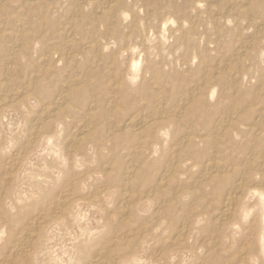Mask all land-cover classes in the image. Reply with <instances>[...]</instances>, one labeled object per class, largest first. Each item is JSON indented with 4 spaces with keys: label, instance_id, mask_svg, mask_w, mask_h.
Segmentation results:
<instances>
[{
    "label": "bare ground",
    "instance_id": "6f19581e",
    "mask_svg": "<svg viewBox=\"0 0 264 264\" xmlns=\"http://www.w3.org/2000/svg\"><path fill=\"white\" fill-rule=\"evenodd\" d=\"M6 1L7 0H0V7L3 6ZM78 1L76 2L78 3ZM134 1L137 2L138 0ZM180 1L178 3H180ZM208 1L209 0H196V7H203V5L207 4ZM51 2L53 3L54 1ZM157 2L158 1H156V4ZM175 2H172L173 5L178 4ZM185 2L188 1L185 0ZM243 2L245 4L247 3V0ZM23 3L26 5L29 4L33 7V5L37 3V0H23ZM140 3L142 2L140 1ZM58 4L60 3H54L51 8L56 9L59 6ZM116 4H120L119 0H95L92 5L93 10L100 14L101 17L105 18V20H111V23L114 24L111 29H108V31L105 32H99V30L95 32L97 29L94 30L95 33H92L93 35L89 39L90 41L85 42L86 50L96 52L99 54L100 59L103 58V53L105 54L106 50L109 51L111 47L114 49L116 42L112 45L113 41L111 38L113 37L112 35L115 31L119 33L116 28L118 23L122 22L125 26V23L128 22V20H131L129 19V16L131 15L130 12L121 11L116 7ZM249 4L253 5L254 3L249 2ZM261 4H259V6ZM124 5H126V3ZM142 5V7H144V4ZM60 6L63 5L61 4ZM81 6L82 5H80V7ZM158 6H156V8ZM235 6L236 4L234 7ZM38 7L36 9H38ZM86 7L88 8V6ZM236 7L240 11L244 10V6L242 4ZM159 8L161 9V7ZM219 9L218 12L220 11ZM254 9L256 8L254 7ZM257 9L260 10L262 8ZM49 10L50 8L48 7L46 11L49 12ZM157 10L158 12L161 11L159 9ZM201 10L204 9L201 8ZM55 11L57 12L58 10ZM173 11V13L177 12L176 10ZM67 12L69 13V10ZM90 12H92V9ZM204 12L208 11L206 10ZM252 12L254 13L255 11ZM5 13H7V11ZM147 13L149 15L153 14L148 11ZM229 13V15H232L231 11ZM30 14L31 11L29 15ZM54 14L49 15L52 17L55 16ZM248 14H250V12ZM40 15V17H42L44 13H40ZM192 15L195 16L197 14ZM241 15L242 14L239 16ZM19 16L20 15L18 14V17ZM27 16L28 15L25 17ZM82 16V19H85V15ZM201 16H204L205 20V13ZM25 17H22V19ZM28 17L31 19V16ZM36 17H38L37 14ZM75 17L76 16L73 18ZM185 17L186 16L182 18L185 19ZM13 18L14 17H12V20H14ZM95 18L97 17L95 16L92 19L94 20ZM188 18L190 17H187V19ZM20 19L18 20L20 21ZM82 19L80 21H82ZM144 19H146V17ZM206 19L208 18L206 17ZM5 20L6 19H4V21ZM15 20L11 22H15ZM53 20L55 21V18ZM224 20L226 19L224 18ZM229 20H231V18ZM152 21L155 23L157 20ZM170 21L171 18H168L166 21L163 20L162 22L164 23L156 36L153 35L154 37H148L147 42L152 44L154 47L152 48L153 52H150L148 48V50L145 51L147 54H143V56L147 55L145 56L146 62L144 60V64L143 62L141 63L142 59L140 54L142 52L138 53L134 46H132L131 43L129 44V42L132 41V39L130 40L129 34L124 33L121 36V44H126V47H117L116 50H112L110 55L107 56L110 61L107 63L108 65L106 67L108 69L106 70L110 69L109 72L112 74L113 81L109 82H112L115 91L113 96L109 95L111 97L110 99L106 96L103 97L109 99V101L107 102V106L104 104L106 107H103V104H101V117L99 118H86L84 116V119H70L75 117V113H79V107L83 105L89 104L91 106L89 107L87 113L85 112L86 110L84 111L88 114V116L94 115V109L98 108L97 105H94L96 100L93 97L94 94H92V88H90L91 86L88 85L89 83L87 84L85 82V87H78L75 86L76 84L73 85V80L70 81L71 83H66L65 81L66 84L62 81L63 84L61 89L52 90L51 88L53 86L51 83L54 81L53 78H55L53 77L54 74L58 76L59 72L65 71L64 68H68L69 70L72 69L71 67L74 68L72 61H76L75 58L77 55H74V52H72L73 49L71 47H73L72 45L75 41L73 42L70 31H67L66 34L68 33L67 36L70 37L68 40L70 41L69 46L72 49L71 52H66L64 50L65 47H63L62 50L54 47L53 49H48L38 53L36 50L40 47V44L45 42L43 41L44 39L41 37L29 39L26 35L28 33L25 32V34L21 26H19L21 29H14L7 32L11 38V43H7V41L4 42V39L1 37L4 36L6 32H3V34L0 35V264H264V141H261L262 144H257V142L247 143V141L243 139L247 134L248 136L249 134H256L260 136L264 134V108L256 111V118L252 117L256 119L254 122V125H256L255 127L254 125L249 127L245 123L240 110H235V107L229 113H219L220 115L215 120L214 118L218 114H213L215 115L214 118H210H213L214 121L211 123L209 122L210 128L203 129V131L199 133H197L200 131L198 128L199 126H189L191 127L187 128L189 130L186 129L187 125H184V127L182 126L183 129L182 127L179 128V126L183 125L182 121L185 120H182V118L186 115L184 112H180V114L176 112L170 114L171 112H169L157 115V109H154V106L150 103V98H148L151 93H144L148 95L147 100L150 102H147L143 110L140 108L141 110L139 112L129 113L130 109H128V107V115L123 113L119 114L118 112V116H113L118 107L125 104L128 105L130 96L143 94L142 90L144 91L143 88L146 87V83H148L150 78L158 79L157 76L162 72V67H160L159 63L164 61V59L169 58L164 50L167 46V37L165 32L170 26ZM89 22L90 21H88L86 25H88ZM185 23L188 25V22ZM220 23H222V21H220ZM6 24L5 27L8 26ZM226 24L228 23L226 22ZM236 24L237 23H234V25ZM15 25L17 26V23ZM36 25L37 22L34 23V26ZM71 25L77 27L79 26V23H76L74 20ZM103 26L105 27V25ZM171 26L173 27V25ZM208 26L206 28H209ZM228 26H230V24H228ZM82 27L83 29H86L83 25ZM218 27V31H221V29L226 30ZM237 27L239 26H236V28ZM35 28L37 29V27H34V31L32 30L31 32L28 30L26 31L34 33L36 30ZM125 28L127 27L125 26ZM65 29L63 28V30ZM121 29L123 30V28ZM196 29L200 31L199 28ZM44 31L45 30H43V32ZM238 31H240V29ZM258 31H256L257 34ZM36 32L40 33V31L37 30ZM84 32L90 33L86 30H84ZM206 32L208 31L206 30ZM246 32L247 35H249L248 33L250 31ZM77 34L78 33H76V35ZM32 35L33 34L29 36L32 37ZM34 35H36V33H34ZM54 35L53 38L55 39L56 37H54ZM220 35L221 34H219V36ZM179 36L182 37V35ZM58 37L60 38V36ZM207 37H209L208 34ZM225 37L226 35L223 36V38ZM262 37L259 41L262 40ZM204 38L206 40L205 36ZM211 39L213 40L214 38ZM248 39L250 41V38ZM133 40L135 41V39ZM185 40L187 41L189 39L186 38ZM203 40H201V42ZM223 40L225 41L227 39ZM139 42L140 40L137 41V43ZM190 42L188 44L189 46ZM218 42L221 41L219 40ZM225 42L227 43L228 41ZM64 43L62 45H64ZM249 43L247 42V44ZM254 44L257 45L256 43ZM204 45L202 44L200 47ZM207 45H209V43ZM259 45L261 44H258L257 47ZM69 46L66 48H69ZM168 47L170 49V46ZM182 47L181 49H183ZM211 47H208V49ZM250 47H252V45ZM190 48L188 49V51H190L188 52V55H190L192 50L195 49L194 46L193 49L191 48L192 50H190ZM229 49L232 48L229 47ZM30 50L37 52L36 54L38 55H35L37 56V59L41 61L36 66L32 65L33 62L31 63V58L34 59V56H30ZM215 50H213V52ZM239 50L241 49L239 48ZM248 50L247 52H249ZM78 53L79 55L81 54L80 50ZM78 53L76 52L75 54ZM181 53L182 52H179V54ZM249 53L251 54L252 51ZM176 54L177 53H175V55ZM216 54L218 53L216 52ZM216 54L214 57L218 56H216ZM205 55L207 54L205 53ZM190 57L192 58V56ZM241 57L243 56L241 55ZM256 57L258 58L261 56ZM252 58L256 61L255 57ZM83 60L85 61V59ZM213 60H211V63ZM197 61L198 60H196V62ZM219 61L221 62L222 60L219 59ZM237 61L240 60H236V62ZM167 62H169V60H167ZM174 62L175 61H173V63ZM216 62L217 61H215V63ZM91 63L93 64L94 62ZM173 63L169 62L168 64L173 65ZM179 63L180 62L177 64L179 65ZM98 64L100 65V63ZM166 64L167 63H165V65ZM99 65L97 67H99ZM165 65L164 67L166 68ZM184 65L186 64L184 63ZM220 65L223 64L221 63ZM250 65L246 64V66ZM182 66L183 65H181V67ZM187 66L188 65H186V67ZM181 67L176 69L173 68V70L181 69ZM102 69L100 68L99 72H103ZM197 69L194 68L193 71L197 72ZM229 69H231L230 66ZM181 70L179 71L181 72ZM183 70L185 71L186 68ZM258 70L261 73L262 70ZM179 71H175L176 74ZM186 72L185 76H187ZM189 72L188 74H190ZM17 73H19V77H21L20 80L13 78ZM170 73L173 74V72ZM208 74H211V72ZM234 74L237 78L235 72ZM240 74L242 75V73ZM262 74L264 75V70L262 71ZM162 75L166 76L165 74ZM194 75L197 77L196 73ZM230 75L232 76V74ZM249 76L251 75L249 74ZM91 77L92 75L89 78ZM179 77H183V75H179L178 78ZM194 77L195 76H193V78ZM61 78L67 80V77ZM241 78L240 80H242ZM260 78L258 77V79ZM51 79H53V81H51ZM103 79L104 78L100 80L102 81ZM14 80L15 82H20V85L16 83L18 85L17 88L12 87L15 84ZM57 81L55 80V82ZM80 81L82 83L83 80L81 79ZM169 81L172 80L170 79ZM204 81H206V79ZM215 81L218 80L216 79ZM228 81H230V79ZM162 82L164 83V81ZM206 82V84L209 83L208 81ZM234 82L237 83V81ZM81 83L79 82V84ZM190 84L187 85L186 83V86H190ZM99 85L101 86L102 84L98 83V86ZM149 85L147 87H149ZM199 85H202L201 81ZM54 86H56V84H54ZM262 86L264 88V84ZM107 87H109V85ZM191 87L193 86L191 85ZM177 88L180 89L178 86ZM200 88H203V86ZM252 88L256 94L254 86H252ZM235 89H237V87H235ZM248 89L246 88L245 90ZM99 90L101 89H98L97 91ZM106 90L108 91V89ZM176 90H174L175 93H177ZM215 90L217 89H213V91ZM154 91V93L157 94L158 91L156 92V89ZM198 91L196 88H192L190 92L188 91L189 93L187 92L188 99H186L189 100L190 98H196L198 94H201V92L199 93ZM213 91L210 89L206 91L207 99H212L214 97ZM183 92L184 91H182V93ZM104 93L106 94V92ZM70 95L71 97L69 98ZM180 95L181 94H179V96ZM224 95H222L223 98H226ZM226 95L228 98L229 93ZM251 95L252 94L249 96ZM98 97L100 96L97 95V98ZM136 97L138 98V96ZM252 97L255 99L254 96ZM166 98L165 100L167 101ZM175 98L177 100V97ZM184 99L185 98H183V101H185ZM131 100L134 101L135 98L134 100L130 99V101ZM140 100H142V98L138 101ZM193 101L195 102L196 100ZM193 101L189 102L193 103ZM218 101L219 100H217V103ZM207 103L212 102L206 101L205 104ZM248 103L249 102H245V104ZM170 106H172V104ZM188 106L187 108H189ZM243 106L245 107L246 105ZM124 107L126 108L127 106ZM165 107L166 106H164V108ZM201 107L205 108L203 106ZM233 107L234 106L231 108ZM231 108H229V110ZM173 109L175 108L173 107ZM208 110H210V108ZM215 111H217V108ZM245 111L247 113V108ZM130 112H132V110ZM195 115L196 112L193 117H195ZM201 117L202 116L199 118L201 119ZM197 118L195 119L197 120ZM207 118L209 117L207 116ZM190 120H192V118ZM176 129L177 131H180L181 135L174 138V134L177 132ZM240 152L242 153L236 154Z\"/></svg>",
    "mask_w": 264,
    "mask_h": 264
},
{
    "label": "rangeland",
    "instance_id": "374dc122",
    "mask_svg": "<svg viewBox=\"0 0 264 264\" xmlns=\"http://www.w3.org/2000/svg\"><path fill=\"white\" fill-rule=\"evenodd\" d=\"M46 1V2H45ZM43 0V1H41V0H37V3L35 4V5H33V7L32 6H30L29 4H24L23 3V0H11V2H10V0H7L6 2H5V4L3 5V6H1L0 7V15H2V16H0V28L2 29H0L1 30V33H0V35H2L3 34V32H6V34L4 35V36H1L2 37V39H4L3 41L4 42H6L7 41V43H11L10 41H11V38H10V36H9V34L7 33V32H9V31H11V30H14V29H21V27H22V29H23V32L25 33H28V34H26L27 35V37H29V39H32V38H34V37H38V38H42V39H44L43 41H45L44 43H42V44H40V47L42 48H40V47H38L37 48V50L36 51H38V53L39 52H41V51H46V50H48V49H53L54 47H56V49H59V50H62L63 49V47H65L64 48V50L66 51V52H71V50H72V52H74V55H77L76 56V61H72V64H73V66H74V68L73 67H71L72 69L71 70H69L68 68H64L65 69V71H63V72H59V77L57 76V75H53V77H55V78H53L54 79V81H53V79H51V81H53L51 84H53V86H54V84H56V86H54V87H56V88H54L52 85V90H58V89H61L62 88V81L64 82V84H66V83H71L70 81H72V82H74L73 83V85L74 84H76L75 86H80V87H85V82L88 84V85H90L91 87L90 88H92V94H94L93 95V97H94V99L96 100V102L94 103V105H97L98 106V108H95L94 109V112H93V114L94 115H90V116H88V114H86L87 113V111H88V109H89V107H91L89 104H87V105H83V106H81V107H79L80 108V110H79V113H75L74 114V116L75 117H72V118H70V119H84L85 117L86 118H99V117H101L100 115V111H101V104H103V107H106L107 106V102L109 101V99L111 98L110 96H113V93H114V91H115V89H114V87H113V84H112V82H109V81H113V77H112V74H111V72H109L110 71V69L109 70H106V69H108L106 66L108 65L107 63L110 61L108 58L109 57H107L108 55H110V53H111V51L112 50H116L117 49V47H126L125 45L126 44H121V36L125 33V34H129V36H130V40L132 39V41L131 42H129V44L131 43V45L132 46H134V48H135V50L138 52V53H141L140 55H141V63L143 62V64L146 62V60H145V56H147V55H145V56H143V54H147V53H145V51H147L148 50V48H149V51L150 52H153V45L152 44H150L149 42H147V39H148V37H152L153 35H155L156 36V34L159 32V29H161V27H162V25H163V23L164 22H162L163 20L164 21H166L168 18H171V21H170V26L168 27V29H167V31L165 32V35H166V37H167V48L165 47V50H164V52L169 56V58H167V59H164V61H161L160 63H159V65H160V67H162V72H161V74L160 75H158L157 77H158V79L157 78H154V79H152V78H150V80L148 81V83H146L147 85H146V87H144L143 89H144V91L146 90V91H148V92H144L143 90H142V93L144 94V93H151V95H147V94H139V95H136V96H138V98L135 96V95H132V96H130V99H133L134 100V98H135V100L134 101H130V99H129V102H128V105H122L121 107H118V111L116 110V112H115V114L113 115V116H118L117 115V113L119 112V114H126V115H128L129 113H135V112H139L141 109L143 110V108L145 107V105L147 104V102H150L151 103V105H153L154 106V109L156 108L157 109V112L158 113H156L157 115H160V113H169V112H171L170 114H172V113H179L180 114V112H184L186 115H185V117L184 118H182V120H187V121H182L183 122V125H181V126H179V128L180 127H184V125L186 126V129L187 128H191L192 126H199L198 128H199V130L200 131H198L197 133H199V132H201V131H203V129H208V128H210V125H209V122L211 123L212 121H214L215 119H217L218 118V116L220 115V114H226V113H229V112H231L232 111V109H234L235 107V110H240V113L242 114V116H243V119H244V121H245V123L250 127V126H253L254 125V122H255V120L256 119H254V118H252V117H255L256 118V115H257V113H256V111H258V110H260V109H263L264 108V88H263V84H264V75L262 74V71L264 70V53H262V52H264L263 50V48H264V20H262V19H264V0H247V3H245L244 4V2L243 1H245V0H228V1H226V0H209L208 1V6H207V4H205V5H203V7L202 6H200V8H198V6L196 7V0H186V1H188V2H185V0H138L137 2H135L134 0H119V3L120 4H116V7L118 8V9H120L121 11H127L128 13L130 12V16H129V19H131V20H128V22H126V23H128V24H126L125 23V26L127 27V28H125V26L123 25L124 23H122V22H120V23H118V25L116 26V28H117V30H118V32L119 33H117V31H115V33H113V37L111 38L112 39V45H114L115 44V42H116V45H114L115 47H114V49H112L113 47H111V49H109V51L108 50H106L105 51V54L103 53V58L102 59H100L99 58V54H97L96 52H93V51H88V50H86V48H85V45H86V43L85 42H88V41H90L89 39L91 38V36L95 33V32H97L98 30H99V32H105V31H108V29H111L112 28V26L114 25L113 23H111V20H105V18H103V17H101L100 16V14H98L95 10H93V7H92V5H93V3L95 2V0ZM51 1H54L53 3L51 2ZM64 1V2H63ZM70 1V2H69ZM75 1V2H74ZM76 1H78V3L80 4V5H82L81 7H80V5L76 2ZM127 1V2H126ZM140 1L142 2V3H140ZM156 1H158L157 2V4L159 5H157L156 4ZM176 1V2H175ZM180 1V3H178ZM251 2V3H254L253 5L252 4H249V2ZM253 1V2H252ZM15 2V3H14ZM56 2H59L60 4H58L59 6L55 9V8H51L53 5H54V3H56ZM73 2H74V4H73ZM82 2V3H81ZM84 2V3H83ZM130 2V3H129ZM152 3L153 4V6H152V4H149V3ZM154 2V3H153ZM160 2H161V4H160ZM171 2V3H170ZM172 2H175V3H178V4H175V5H173V3ZM193 2H195V3H193ZM210 2V3H209ZM237 2V3H236ZM239 2H241V3H239ZM256 2V3H255ZM21 3V4H20ZM51 3H52V5H51ZM68 5H67V4ZM87 3V4H86ZM91 3V4H90ZM118 3V2H117ZM126 3V5H124ZM191 5H190V4ZM216 3H218V4H216ZM239 3V4H238ZM262 3V4H261ZM15 4V5H14ZM17 4V5H16ZM23 4V5H22ZM46 4V5H45ZM50 5V6H48V5ZM63 5V6H60V5ZM73 4V5H72ZM85 6H84V5ZM90 4V5H89ZM142 4H144V7H142L143 5ZM147 4H148V7H147ZM167 4V5H166ZM170 4V5H169ZM188 4H189V6H188ZM236 4V6H240V4H242L243 6H244V10L243 11H240L236 6V8L234 7V5ZM259 4H261L260 6H259ZM6 5V6H5ZM13 5V6H12ZM44 5H45V7H44ZM70 5V6H69ZM76 5V6H75ZM77 5H79V6H77ZM120 5H121V7H120ZM123 5V6H122ZM128 5V6H127ZM140 5V6H139ZM162 5H164V6H162ZM213 5V6H212ZM258 5V6H257ZM4 6H5V8H4ZM8 6H10V7H8ZM39 6V7H38ZM72 6V7H71ZM84 6V7H83ZM86 6H88V8L86 7ZM91 7V9H92V12H90L91 11V9H90V7ZM137 8H136V7ZM151 6V7H150ZM156 6H158L157 8H156ZM167 6H168V9H167ZM206 6V7H205ZM211 6H212V8H211ZM216 6V7H215ZM230 6V7H229ZM232 6V7H231ZM250 6H253V7H250ZM257 6V7H256ZM29 7V8H28ZM38 7V9H36ZM49 7L50 8V10H49V12H47L46 11V9ZM61 7V8H60ZM64 7H66V8H64ZM69 7V8H68ZM78 7H80V8H78ZM126 7V8H125ZM154 7V8H153ZM159 7H161V9L159 8ZM175 7V8H174ZM191 7H192V9H191ZM254 7L257 9V8H262V9H260V10H256V9H254ZM12 8H13V10H12ZM21 8V9H20ZM24 10H23V9ZM46 8V9H45ZM147 8V9H146ZM201 8L202 9H204V10H201ZM217 8V9H216ZM220 8V9H219ZM224 8V9H223ZM235 8V9H234ZM249 8V9H248ZM8 9H9V11H8ZM15 9V10H14ZM31 9V10H30ZM75 9H77V10H75ZM82 9H83V11H82ZM85 9V10H84ZM141 9V10H140ZM143 9V10H142ZM155 9V10H154ZM157 9H159V10H161V11H159L158 12V10ZM218 9L221 11H219L218 12ZM226 9H228V10H226ZM232 9V10H231ZM251 9V10H250ZM5 10V11H4ZM18 12H17V11ZM31 11V14L29 15V13H30V11ZM33 10H35V11H33ZM40 10V11H39ZM53 10V11H52ZM55 10H58L57 12L55 11ZM61 12H60V11ZM69 10V13L67 12ZM79 10V11H78ZM164 10V11H163ZM167 10H169V11H167ZM173 10H176L177 12L176 13H173L174 11ZM201 12H200V11ZM208 11V12H204V11ZM212 10V11H211ZM7 11V13H5ZM16 11V12H15ZM27 11V12H26ZM46 11V12H45ZM67 12L69 15H72V16H69L67 13H65V12ZM87 11V12H86ZM140 11H141V13H140ZM143 11H145V12H143ZM147 11L148 12H152L153 14H151V15H149L148 13H147ZM172 11V12H171ZM195 11V12H194ZM202 11H203V13H202ZM215 11V12H214ZM231 11V14L232 15H229L230 12ZM252 11H255L254 13L252 12ZM257 11V12H256ZM260 11V12H259ZM9 12V13H8ZM12 12V13H11ZM14 12V13H13ZM56 12V13H55ZM78 12V13H77ZM85 13V14H83V13ZM137 12V13H136ZM224 13V15H223V13ZM250 12V14H248ZM259 12V13H258ZM262 12V13H261ZM28 13V14H27ZM39 13V14H38ZM40 13H44V15L42 16V17H40L41 15H40ZM55 13V14H54ZM75 13V14H74ZM88 13V14H87ZM147 13V14H146ZM161 13H162V16H161ZM164 13V14H163ZM170 13V14H169ZM197 14V15H195V16H193L192 14ZM205 13V20H204V16H201L202 14H204ZM213 13V14H212ZM252 13V14H251ZM4 14H6V15H4ZM9 16H8V15ZM12 16H11V15ZM18 14L20 15L19 17H18ZM36 14H37V16L38 17H36ZM47 16H46V15ZM49 14H54L55 16H52V17H50L51 15H49ZM57 14H59V15H57ZM141 14H143V15H141ZM159 15V18H158V15ZM166 14V15H165ZM176 14H178V15H176ZM189 14V15H188ZM201 14V15H200ZM240 14H242L241 16H239ZM244 14V15H243ZM259 14V15H258ZM23 15V16H22ZM26 15H28V16H31V19L27 16V17H25ZM77 15H78V17H77ZM82 15H85L84 16V18L86 19V21L88 22V21H90L89 23H88V25H86L87 24V22L85 21V19H82L83 18V16ZM144 15H145V17H146V19H144L145 17H144ZM148 15V16H147ZM174 15V16H173ZM211 15V16H210ZM225 15H226V17H225ZM246 15H247V18H246ZM16 16V17H15ZM62 16V17H61ZM74 16H76L75 18H73ZM87 16V17H86ZM97 17V18H95L94 20L92 19V18H94V17ZM99 16V17H98ZM164 16V17H163ZM177 16V17H176ZM184 16H186L185 17V19H183L184 18ZM198 16V17H197ZM220 16V17H219ZM258 16V17H257ZM11 17V18H10ZM12 17H14L13 19L15 20V22H11V21H14V20H12ZM22 17H25L24 19H22ZM45 17V18H44ZM49 17H50V19H49ZM69 17V18H68ZM140 17V18H139ZM166 17V18H165ZM174 17H175V19H174ZM179 17V18H178ZM183 17V18H182ZM187 17H190V18H188L187 19ZM196 17H197V19H196ZM206 17L208 18V19H206ZM237 17V18H236ZM240 17H242V18H240ZM253 17H254V19H253ZM6 19L5 21H4V19ZM9 18V19H8ZM21 18V19H20ZM34 18H36V19H38L39 20V22H38V20H36V19H33ZM55 18V21L53 20V19ZM61 18H63V19H61ZM152 18H154V19H152ZM200 18V19H199ZM219 18V19H218ZM224 18L227 20H224ZM231 18V20H232V22H231V20H229ZM259 18V19H258ZM261 18V19H260ZM2 19H3V21H2ZM18 19H20V21L18 20ZM26 19V20H25ZM44 19H46V20H44ZM69 19V20H68ZM73 19V20H72ZM82 19V21H80ZM172 19H173V22H172ZM244 19V20H243ZM258 19V20H257ZM30 20V21H29ZM34 22H33V21ZM62 20H64V21H62ZM68 20V21H67ZM74 20L76 21V23H79V26H77V27H75V26H72L71 24H72V22H74ZM79 20V21H78ZM96 20V21H95ZM145 20V21H144ZM150 20V21H149ZM152 20H154V21H156L155 23H153V21ZM219 20V21H218ZM224 20V21H223ZM236 20V21H235ZM246 20V21H245ZM252 20V21H251ZM254 20V21H253ZM261 20V21H260ZM24 21H27V22H24ZM37 22V25L36 26H34V23H36ZM47 21V22H46ZM51 21V22H50ZM67 21V22H66ZM95 21V22H94ZM147 21V22H146ZM193 21V22H192ZM220 21H222V23H220ZM229 21V22H228ZM23 22V23H22ZM53 22V23H52ZM86 22V23H85ZM134 22V23H133ZM138 22V23H137ZM142 22H143V25H142ZM153 24H152V23ZM159 22V23H158ZM171 22H172V24H171ZM178 22H180V23H178ZM185 22H188L187 24L188 25H186V23ZM205 22H208V23H205ZM217 22V23H216ZM226 22L228 23V24H230V26H228V24H226ZM244 22V23H243ZM4 23V24H3ZM7 23V24H6ZM11 23H13V24H11ZM17 23V26L15 25ZM59 23H61V24H59ZM65 23H66V25H65ZM69 23V24H68ZM138 25H137V24ZM141 23V24H140ZM150 23V24H149ZM178 25H177V24ZM184 23H185V25H184ZM220 23V24H219ZM234 23H237L236 25H234ZM241 25H240V24ZM5 24L6 25H8L7 27H9V28H7V27H5ZM29 24V25H28ZM41 24V25H40ZM96 24H98V25H96ZM120 24V25H119ZM210 24V25H209ZM233 24V25H232ZM243 24H244V27H243ZM27 25V26H26ZM40 25V26H39ZM50 25V26H49ZM63 25V26H62ZM64 25H65V27H66V29H65V27H64ZM82 25L86 28V29H83V27H82ZM103 25H105V27L103 26ZM141 25V26H140ZM171 25H173V27L171 26ZM194 25H196V26H194ZM199 25H201V26H199ZM209 25V26H208ZM219 27H218V26ZM19 26H21V27H19ZM23 26H24V28H23ZM47 26V27H46ZM99 26V27H98ZM121 26V27H120ZM136 26V27H135ZM144 26V27H143ZM148 26V27H147ZM157 26V27H156ZM158 26H160V27H158ZM175 26V27H174ZM197 26H199V27H197ZM209 27V28H206V27ZM236 26H239V27H237L236 28ZM242 27V29H241V27ZM12 27H13V29H12ZM18 27V28H17ZM29 27H30V29H29ZM34 27H37V31H40V33L39 32H36V30H35V32L34 33H36V35H34V33L32 32V33H29V32H27L26 30H28V31H34ZM40 27V28H39ZM98 27V28H97ZM104 27V28H103ZM118 27H119V29H118ZM133 29H132V28ZM141 27V28H140ZM150 27V28H149ZM201 27H202V29H201ZM217 27L218 28H223V29H226V30H222L221 29V31H218L217 30ZM252 27V28H251ZM26 28H28V29H26ZM47 28H48V31H47ZM51 30H50V29ZM56 28H58V29H56ZM63 28L65 29V30H63ZM100 28V29H99ZM121 28H123V30L121 29ZM125 28V29H124ZM135 28H137V29H135ZM143 28V29H142ZM144 28H145V31H144ZM158 30H157V29ZM172 30H171V29ZM174 28V29H173ZM196 28H199L200 29V31L199 30H197ZM203 28H204V30H203ZM213 30H212V29ZM247 28V29H246ZM257 28V29H256ZM260 28V29H259ZM97 29V30H96ZM156 29V30H155ZM191 29V30H190ZM195 29V30H194ZM210 29V30H209ZM217 31H216V30ZM240 29V31H238ZM252 31H251V30ZM43 30H45L44 32H43ZM50 30V31H49ZM61 30H63V31H61ZM84 30H86V31H88V32H90V33H86V32H84ZM94 30H96L95 32H94ZM125 30V31H124ZM134 30H135V32H134ZM140 30H143V31H140ZM201 30H202V32H201ZM206 30L208 31V32H206ZM215 30V31H214ZM250 31L248 34L249 35H247V32L246 31ZM259 30V31H258ZM263 32H262V31ZM69 32L70 31V33H71V38H72V40H73V42H74V44L72 45L73 47H71L70 48V46H69V36H67L68 35V33L66 34V32ZM75 31V32H74ZM133 31V32H132ZM147 31V32H146ZM173 31V32H172ZM175 31H177V32H175ZM195 31V32H194ZM210 31H212V32H210ZM229 31H230V33H229ZM256 31H258V34H257V32ZM59 32V33H58ZM140 32V33H139ZM155 32V33H154ZM171 32V33H170ZM189 34H188V33ZM225 32H226V34H225ZM240 32V33H239ZM256 33V35H255V33ZM260 32V33H259ZM43 33V34H42ZM52 33V34H51ZM57 33V34H56ZM76 33H78V34H80V35H76ZM93 33V34H92ZM138 35V34H140V35H138L139 36V38H138V36L136 35V34ZM146 33V34H145ZM177 33H179V34H177ZM187 33V34H186ZM200 33V34H199ZM203 33V34H202ZM206 33V34H205ZM235 33V34H234ZM253 33V34H252ZM31 34H33L32 35V37L31 36H29V35H31ZM39 34H42V35H39ZM55 34V35H54ZM58 34H61V35H58ZM84 34V35H83ZM115 34V35H114ZM120 34V35H119ZM149 34V35H148ZM169 34V35H168ZM207 34H208V36L209 37H207ZM215 34V35H214ZM219 34H221L220 36H219ZM223 34V35H222ZM230 34H233V35H230ZM241 34V35H240ZM53 35H54V37H56L55 39H57V40H55L54 38H53ZM75 35V36H74ZM83 37H82V36ZM87 35H89V36H87ZM179 35H182V37H183V39H182V37L181 36H179ZM184 35V36H183ZM188 35H189V37H188ZM198 35V36H197ZM202 35V36H201ZM214 35V36H213ZM226 35V37L225 38H223V36H225ZM263 37H262V36ZM58 36H60V38L58 37ZM67 36V37H66ZM74 36V37H73ZM84 36H85V38H84ZM118 36H120V37H118ZM132 36H133V38H132ZM147 36V37H146ZM193 36H195V37H193ZM204 36L206 37V40H205V38H204ZM217 36V37H216ZM229 36V37H228ZM6 37V38H5ZM49 37V38H48ZM66 37V38H65ZM154 37V36H153ZM234 37V38H233ZM240 37V38H239ZM252 37V38H251ZM258 38V39H254V38ZM261 37H262V40L261 41H259L260 39H261ZM59 38V39H58ZM65 38V39H64ZM138 38V39H137ZM186 38H188L189 40H185ZM192 38H193V40H192ZM199 38H201V39H199ZM211 38H214L213 40L211 39ZM248 38H250V41H249V39ZM6 39V40H5ZM49 39H50V41H49ZM83 39V40H82ZM88 39V40H87ZM118 39H120V40H118ZM133 39H135V41L133 40ZM191 39V40H190ZM206 41H204V40ZM218 39V40H217ZM223 39H227V40H225V41H228L227 43L223 40ZM252 39H254V40H252ZM80 40V41H79ZM140 40V42L139 43H137V41H139ZM142 40V41H141ZM146 40V41H145ZM201 40H203L202 42H201ZM212 40V41H211ZM216 40V41H215ZM221 41V42H218V41ZM232 40V41H231ZM239 40V41H238ZM243 40V41H242ZM49 41V42H48ZM67 41V42H66ZM83 41V42H82ZM169 41H172V42H169ZM176 42V44H175V42ZM181 41V42H180ZM186 41V42H185ZM192 41H194V42H192V44H191V42ZM196 41H197V43H196ZM238 41V42H237ZM61 42V43H60ZM65 42V43H64ZM82 42V43H81ZM168 42H169V44H168ZM181 43V45H180V43ZM189 42H190V46L188 45L189 44ZM209 43V45H207L208 43ZM218 42V43H217ZM237 42V43H236ZM247 42L249 43H252V44H247ZM64 43V45H62ZM78 43V44H77ZM136 43V44H135ZM145 43V44H144ZM178 43V44H177ZM212 43V44H211ZM254 43H256L257 45L258 44H261V45H259L258 47L260 48H258L257 47V45H255ZM262 43H263V45H262ZM46 44V45H45ZM54 44H57V45H54ZM67 44V45H66ZM80 44V45H79ZM173 44H175V45H173ZM194 44V45H193ZM206 45V47H205V45L204 46H201L200 47V45ZM230 44H232V45H230ZM244 44H245V46H244ZM62 45V46H61ZM215 45V46H214ZM230 45V46H229ZM252 45V47H254V48H252V47H250ZM67 46H69V48H66ZM144 46H146V47H144ZM168 46H170V49H169V47ZM183 46V47H182ZM193 46H194V48L195 49H193ZM212 46V47H211ZM250 48H249V47ZM46 47V48H45ZM143 47V48H142ZM172 47V48H171ZM175 47H177V48H175ZM181 47L183 48V49H181ZM193 49H191V48ZM208 47H211V48H209L208 49ZM229 47H231L232 49H229ZM242 47V48H241ZM145 48V49H144ZM179 48H180V50H179ZM190 48V50H192V52L190 53V55H188L189 53L188 52H190V51H188V49ZM207 48V49H206ZM222 48H224V49H222ZM235 48V49H234ZM239 48L241 49V50H239ZM251 48H252V50H251ZM256 48V49H255ZM41 49V50H40ZM45 49V50H44ZM86 51H85V50ZM174 50V51H172V50ZM201 49H202V51H201ZM206 49V50H205ZM215 50L214 52H213V50ZM246 49V50H245ZM249 49V50H248ZM259 49V50H258ZM262 49V50H261ZM40 50V51H39ZM80 50V55H79V53H78V51ZM82 50V51H81ZM143 50V51H142ZM181 50H183V51H181ZM210 50V51H209ZM218 50V51H217ZM222 50V51H221ZM239 50V51H238ZM247 50L249 51V52H251L252 51V53L250 54L249 52H247ZM254 50V51H253ZM256 50H258V51H256ZM108 51V52H107ZM140 51V52H139ZM169 51H171V52H169ZM177 51V52H176ZM182 52L181 54H179V52ZM196 51V52H195ZM205 51V52H204ZM259 51H260V54H259ZM30 56L32 57V56H34V59H32L31 58V63H32V65H37V64H39L41 61H39L38 59H37V56L36 55H38V54H36L37 52H33V51H31L30 50ZM78 53V54H75V53ZM86 52H87V54H86ZM107 52V53H106ZM144 52V53H143ZM177 53L176 55H175V53ZM194 52V53H193ZM210 52V53H209ZM216 52L218 53V54H216ZM222 52V53H221ZM232 52V53H231ZM239 52V53H238ZM83 53H84V55H83ZM205 53L207 54V55H205ZM212 53V54H211ZM213 53H214V56H215V54H216V56L217 57H214L213 56ZM237 53V54H236ZM249 53V54H248ZM36 54V55H35ZM171 54V55H170ZM195 55V57H194V55ZM197 54V55H196ZM87 55V56H86ZM90 55V56H89ZM101 55V54H100ZM182 55V56H181ZM184 55V56H183ZM188 55V56H187ZM237 55V56H236ZM241 55L244 57H241ZM250 55V56H249ZM251 55H255V56H251ZM29 56V55H28ZM36 56V57H35ZM80 56V57H79ZM186 56V57H185ZM190 56H192V58L190 57ZM200 56V57H199ZM256 56H261V57H256ZM86 57H87V59H86ZM96 57V58H95ZM106 57V58H105ZM143 57V58H142ZM172 57V58H171ZM183 57V58H182ZM185 57V58H184ZM196 58V59H194V58ZM199 57V58H198ZM202 57H204V58H202ZM239 57V58H238ZM247 57H248V60H247ZM252 57H255L256 58V61L252 58ZM81 58V59H80ZM95 58V59H94ZM214 58H216V59H214ZM230 58V59H229ZM83 59H85V61L83 60ZM213 60L212 61V63H211V60ZM218 59V60H217ZM219 59L220 60H222L221 62L219 61ZM224 59V60H223ZM242 59H243V61H242ZM246 59V60H245ZM259 59H260V61H261V63H260V61H259ZM83 60V61H82ZM144 60H145V62H144ZM167 60H169V62L170 63H173V61H175L174 63H173V65L172 64H168L169 62H167ZM178 60V61H177ZM183 60H185V61H183ZM190 60V61H189ZM196 60H198L197 62H196ZM200 60V61H199ZM203 60H205V61H203ZM236 60H240V61H237L236 62ZM258 60V61H257ZM107 61V62H106ZM192 61V62H191ZM196 63H195V62ZM215 61H217L216 63H215ZM235 61V62H234ZM249 61H250V63H249ZM251 61H252V63H251ZM35 62H37V63H35ZM74 62V63H73ZM79 62H81V63H79ZM87 62H89V63H87ZM91 62H94L93 64L91 63ZM106 62V63H105ZM178 62H180L179 63V65L177 64ZM182 62H184L186 65H188L187 67H186V65H184V63H182ZM194 62V63H193ZM199 62V63H198ZM230 62V63H229ZM239 62H240V64H239ZM245 62V63H244ZM248 62V63H247ZM258 62V63H257ZM35 63V64H34ZM78 63V64H77ZM98 63H100V65H101V67H100V65L98 64ZM165 63H167L166 65H165ZM223 64V65H220V64ZM232 63V64H231ZM235 63H238V64H235ZM243 63V64H242ZM261 65H260V64ZM176 64V65H175ZM211 64V65H210ZM218 64H219V66H218ZM228 66H227V65ZM230 64V65H229ZM242 64V65H241ZM246 64L247 65H250V66H246ZM80 65V66H79ZM99 65V67H97ZM164 65L166 66V68L164 67ZM181 65H183V66H185V67H181ZM197 65V66H196ZM199 65V66H198ZM210 65V66H209ZM225 65V66H224ZM232 65V66H231ZM258 65V66H257ZM88 66H89V68H88ZM177 66H180L181 67V69H177V70H173V68L174 69H176V68H180V67H177ZM211 66H214V67H211ZM215 66H217V67H215ZM224 67V69H223V67ZM229 66H230V68L231 69H229ZM243 66V67H242ZM260 66V67H259ZM76 67H78V68H76ZM82 69H81V68ZM92 67H93V69H92ZM96 67V68H95ZM102 67H103V69H102ZM170 67H172V68H170ZM197 67H198V69H197ZM212 68V69H210V68ZM219 67V68H218ZM222 67V68H221ZM70 68V67H69ZM80 68V70L78 71V69ZM87 68V69H86ZM95 68V69H94ZM102 69L103 70V72H99L100 70L99 69ZM105 68V69H104ZM184 68H186V70L184 71L183 69ZM194 68H196L197 70V72H194L193 70H194ZM226 68V69H225ZM234 68V69H233ZM244 68V69H243ZM256 68H258V69H261L260 71H261V73L259 72V70L258 69H256ZM68 71H67V70ZM237 69H239V70H237ZM241 69H243V70H241ZM82 70H83V72H82ZM95 70V71H94ZM106 70V71H105ZM169 71V72H167V71ZM179 70H181V72L179 71ZM224 70H226V71H224ZM229 70H231V71H228ZM233 70V71H232ZM92 71V72H91ZM166 71V72H165ZM175 71H179L178 73H181V74H176V72ZM186 71H190L189 73L190 74H188V72H186ZM203 71H204V73H203ZM251 75V76H249V74L247 73V72ZM70 72V73H69ZM74 72V73H73ZM78 72V73H77ZM91 72V73H90ZM165 72V73H164ZM170 72H173V74L172 73H170ZM185 72H186V75L187 76H185ZM209 72H211V74H208ZM220 73V74H218V73ZM228 72V73H227ZM234 72L236 73V75H237V78H236V76H235V74H234ZM84 73V74H83ZM88 75H86V74ZM94 75H93V74ZM101 73V74H100ZM184 73V74H183ZM197 74V77H196V75H194V74ZM207 73V74H206ZM224 73V74H223ZM232 74V76L230 75V74ZM240 73H242V75L240 74ZM247 73V74H246ZM67 74H69V75H67ZM73 74H75V75H73ZM90 74V75H89ZM96 74H97V76H96ZM110 74V75H109ZM162 74H165L166 76H164V75H162ZM176 74V75H175ZM203 74V75H202ZM213 74V75H212ZM256 74V75H255ZM262 74V75H261ZM73 77H72V76ZM92 75V77L91 78H89L90 76ZM100 75H101V78H100ZM171 75H173V76H171ZM179 75H183V77H179L178 78V76ZM211 75V76H210ZM215 75V76H214ZM219 75H222V76H219ZM234 75V76H233ZM260 75V76H259ZM20 75H19V73H17V74H15V77H13L14 79H16V80H20V78L21 77H19ZM71 76V77H70ZM80 76V77H79ZM81 76H83V77H81ZM86 76V77H85ZM171 76V77H170ZM177 76V77H176ZM193 76H195L196 77V79H195V77L193 78ZM202 76V77H201ZM226 76V77H225ZM230 76V77H229ZM248 76V77H247ZM61 77H64V78H66L67 77V80L66 79H63V78H61ZM96 77V78H95ZM112 77V78H111ZM175 77V78H174ZM217 77V78H216ZM242 77V78H241ZM246 77V78H245ZM254 77V78H253ZM258 77L260 78V79H258ZM102 78H104L103 80H105V81H101L100 79H102ZM167 78V79H166ZM169 78V79H168ZM173 78V79H172ZM191 78V79H190ZM210 78H212V79H210L211 80V82H210V80L209 79ZM215 78V79H214ZM220 78H222V79H220ZM240 78L242 79V80H240ZM75 79V80H74ZM77 79V80H76ZM83 80L82 81V83H81V81L80 80ZM111 79V80H110ZM160 79H162V80H160ZM164 79V80H163ZM172 80V81H169V80ZM184 79V80H183ZM197 79H199V80H197ZM206 79V81H208L209 83L208 84H206L207 82L206 81H204ZM208 79V80H207ZM218 80V81H215V80ZM230 79V81H228ZM236 79V80H235ZM244 79H245V81H244ZM248 79V80H247ZM252 79V80H251ZM55 80L57 81V82H55ZM61 80V81H60ZM96 80V81H95ZM156 80H158V81H160V82H158V81H156ZM177 81V82H174V81ZM180 80V81H179ZM182 80V81H181ZM187 80V81H186ZM192 80V81H191ZM213 80V81H212ZM239 80H240V83H239ZM249 80H251V81H249ZM257 80V81H256ZM259 80V81H258ZM65 81H66V83H65ZM87 81H89V82H87ZM153 81V82H152ZM162 81H164V83L162 82ZM195 81V82H194ZM200 81H201V83H202V85H199L200 84ZM203 81V82H202ZM228 81V82H227ZM234 81H237V83L236 82H234ZM14 82H15V80H14ZM55 82V83H54ZM79 82L81 83V84H79ZM91 82H92V84H91ZM107 82V83H106ZM158 82V83H157ZM183 82H186L187 83V85H189L191 82L193 83H191L190 84V86H186V83H183ZM198 82V83H197ZM232 82H233V84H232ZM243 82H244V84H243ZM248 82H249V84H248ZM18 85H20V82L19 81H16L15 82V84L12 86V87H16L17 88V84ZM58 83H60V84H58ZM98 83L99 84H102L100 87L98 86ZM166 83V84H165ZM171 83H178V84H171ZM182 85H181V84ZM195 83H197V84H195ZM218 83V84H217ZM220 83V84H219ZM231 83V84H230ZM242 83V84H241ZM149 84H152V85H149ZM258 84V85H257ZM261 84V85H260ZM109 85V87H107ZM149 85V87H147ZM163 85V86H162ZM169 85V86H168ZM191 85L193 86V87H191ZM198 87H197V86ZM207 85H209V86H207ZM215 85V86H214ZM221 85V86H220ZM240 85H242V86H240ZM244 85V86H243ZM249 85V86H248ZM58 86V87H57ZM96 86V87H95ZM145 86V85H144ZM151 86V87H150ZM177 86L180 88V89H178L177 88ZM182 86H184V87H182ZM201 86H203V88H200ZM214 86V87H213ZM233 86H235V87H237V89H235V87H233ZM252 86H254V88L256 89V94H255V91H254V89L252 88ZM93 87H95V88H93ZM171 87H173L174 88V90H176V89H178V90H176L177 91V93H175L174 92V90H173V88H171ZM187 87V88H186ZM206 87V88H205ZM219 87H221V88H219ZM226 87H229L230 88V91H229V88H226ZM233 87V88H232ZM244 87V88H243ZM104 88V89H103ZM108 89V91L106 90V89ZM147 88V89H146ZM163 88V89H162ZM165 88V89H164ZM171 88V89H170ZM192 88L193 89H195L196 88V90L200 93L201 92V94L199 95L198 94V98L196 97V98H190L189 100H187L188 98V93L192 90ZM223 88V89H222ZM232 88V89H231ZM248 89V90H245V89ZM98 89H101V90H99V91H97ZM103 89V90H102ZM156 89V92H157V94L156 93H154L155 90ZM212 90L213 91V89H217V90H215V91H213L214 92V100H213V98L212 99H207V97H206V91L207 90ZM225 89V90H224ZM227 89H228V92H227ZM95 92H94V91ZM169 90V91H168ZM203 90V91H202ZM222 90V91H221ZM250 90H251V93H250ZM253 90V91H252ZM261 90V91H260ZM263 90V91H262ZM110 91H111V93H110ZM167 91V92H166ZM182 91H184L183 93H182ZM189 91V92H188ZM219 91H220V94H219ZM249 91V92H248ZM98 92H100V93H98ZM104 92H106V94L104 93ZM109 92V93H108ZM181 92V93H180ZM188 92V93H187ZM204 92V93H203ZM225 92H227V93H225ZM238 92V93H237ZM246 92H247V94H246ZM254 92V93H253ZM260 92V93H259ZM166 94V96H165V94ZM181 94L180 96H179V94ZM229 93V96H228V98H227V95L226 94H228ZM240 93V94H239ZM156 94V95H155ZM169 94V95H168ZM174 94H176V95H174ZM218 94V95H217ZM225 94V95H224ZM238 94V95H237ZM250 94H252L251 96H249ZM254 94V95H253ZM262 94V95H261ZM97 95H99L100 97H98L97 98ZM110 95V96H109ZM215 95H216V97H215ZM222 95H224V96H226V98H223V96ZM242 95V96H241ZM247 97H246V96ZM259 96V98H258V96ZM107 97V98H109V99H107V98H103V97ZM147 96H148V98H150L149 100L150 101H148L147 99ZM156 97V99H155V97ZM201 96V97H200ZM249 96V97H248ZM252 96H254L255 97V99L252 97ZM71 97V95L69 96V98ZM154 97V98H153ZM167 97V98H166ZM175 97H177V100H176V98ZM220 97V98H219ZM222 97V98H221ZM230 97V98H229ZM239 97V98H238ZM245 97V98H244ZM137 98V99H136ZM142 98V100H140V101H138L139 99H141ZM165 98L167 99V101L165 100ZM181 98V99H180ZM183 98H185L184 100L185 101H183ZM187 98V99H186ZM99 99V100H98ZM104 99V100H103ZM106 99V100H105ZM145 99V100H144ZM197 99H198V101H197ZM222 99V100H221ZM226 99V100H225ZM237 99H238V101H237ZM244 100V101H242V100ZM258 99V100H257ZM261 99V100H260ZM98 100V101H97ZM102 100V101H101ZM147 100V101H146ZM157 102H156V101ZM180 102H179V101ZM193 100H196L195 102L193 101ZM217 100H219L218 101V103H217ZM236 100V101H235ZM242 102H244V103H242ZM254 100H255V102H254ZM99 101H101V102H99ZM169 101V102H168ZM172 101H174V102H172ZM175 101H176V103H175ZM189 101H193V103H191V102H189ZM206 101H209V102H212V103H207V104H205L206 103ZM223 103H221V102ZM259 101V102H258ZM104 102V103H103ZM134 102V103H133ZM202 102H204V103H202ZM240 102V103H239ZM245 102L247 103V102H249L248 104H245ZM256 102H258V103H256ZM100 103V104H99ZM179 103V104H178ZM196 103V104H195ZM197 103H200V104H197ZM217 103V104H216ZM261 103V104H260ZM106 106H105V105ZM132 104V105H131ZM140 104V105H139ZM172 104V106H170ZM174 104V105H173ZM192 104V105H191ZM239 106H238V105ZM252 104V105H251ZM162 105H164V106H166L165 108H164V106H162ZM178 107H180V108H178ZM189 105V106H188ZM215 105V106H214ZM226 105V106H225ZM243 105H246L245 107L243 106ZM249 105V106H248ZM251 105V106H250ZM257 105V106H256ZM79 106V105H78ZM124 106H127L126 108L124 107ZM134 106V107H133ZM138 106H141V107H138ZM185 107V109H184V107ZM187 106L189 107V108H187ZM201 106H203V107H205V108H202ZM222 106V107H221ZM232 106H234L233 108H231ZM88 107V108H87ZM123 107V108H122ZM129 107V108H128ZM137 107H138V109H137ZM158 107H160V108H158ZM172 107V108H171ZM173 107L175 108V109H173ZM192 107V108H191ZM198 107H199V110H198ZM224 107H226V108H224ZM231 108L230 110H229V108ZM243 107V108H242ZM251 107V108H250ZM259 109H258V108ZM130 109L129 110V113H128V109ZM141 108V109H140ZM207 108V109H206ZM210 108V110H208ZM216 108H217V111H215L216 110ZM221 108H222V110H221ZM246 108H247V113H246ZM121 109V110H120ZM126 109V110H125ZM137 109V110H136ZM163 109V110H162ZM166 110V112H165V110ZM177 109V110H176ZM192 109H193V111H192ZM201 109V110H200ZM224 109V110H223ZM225 109H227V110H225ZM242 109H244V110H242ZM86 110V111H85ZM102 110H103V108H102ZM125 110V111H124ZM132 110V112H130ZM134 110H136V111H134ZM162 110V111H161ZM169 110V111H168ZM172 110V111H171ZM182 110V111H181ZM196 110V111H195ZM203 110V111H202ZM208 110V111H207ZM229 110V111H228ZM248 110H250V111H248ZM86 113H85V112ZM97 111V112H96ZM174 111V112H173ZM192 111V112H191ZM220 111V112H219ZM99 112V113H98ZM125 112V113H124ZM195 112H196V115H195V117H193L194 116V114H195ZM203 112V113H202ZM213 112V113H212ZM215 112V113H214ZM243 112V113H242ZM128 113V114H127ZM207 115H206V114ZM209 113V114H208ZM220 113V114H219ZM199 114V115H198ZM213 114H215V115H217L215 118H214V116L215 115H213ZM249 114V115H248ZM87 115V116H86ZM156 115V116H157ZM253 115V116H252ZM85 116V117H84ZM112 116V117H113ZM200 116H202L201 117V119L199 118ZM207 116L209 117V118H207ZM198 117V118H197ZM204 117V118H203ZM210 117H213L214 118V120H213V118H210ZM247 119H246V118ZM189 118V119H188ZM192 118V120H190ZM195 118H197V120L195 119ZM205 121H204V120ZM195 120V121H194ZM194 121V122H193ZM198 121H200V122H198ZM207 121H208V125H207ZM181 122V123H182ZM192 122H193V124H192ZM192 125H191V124ZM196 123V124H195ZM198 123V124H197ZM202 123V124H201ZM206 125H207V127H206ZM189 126H191V127H189ZM203 127V128H201V127ZM256 125H254V127H255ZM183 127H182V129H183ZM187 130H189V129H187ZM176 131H177V129H176ZM205 131V130H204ZM179 132V133H178ZM263 132H264V125H263ZM177 133V134H176ZM174 135V138H177L178 136H180L181 135V133H180V131H177ZM256 134H249V136H248V134L243 138V139H245L246 141H247V143H251V142H257V144H262L261 143V141L263 142L264 141V134L262 135V136H260V135H256ZM247 136H248V138H247ZM260 138H261V140H260ZM249 139V140H248ZM263 139V140H262ZM242 152H240V153H236V154H241Z\"/></svg>",
    "mask_w": 264,
    "mask_h": 264
}]
</instances>
